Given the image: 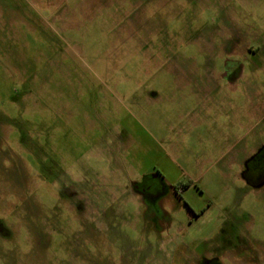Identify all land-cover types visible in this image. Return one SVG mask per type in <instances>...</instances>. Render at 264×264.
<instances>
[{
    "label": "rangeland",
    "instance_id": "1",
    "mask_svg": "<svg viewBox=\"0 0 264 264\" xmlns=\"http://www.w3.org/2000/svg\"><path fill=\"white\" fill-rule=\"evenodd\" d=\"M261 148L264 0H0V264H264Z\"/></svg>",
    "mask_w": 264,
    "mask_h": 264
},
{
    "label": "flooded vegetation",
    "instance_id": "2",
    "mask_svg": "<svg viewBox=\"0 0 264 264\" xmlns=\"http://www.w3.org/2000/svg\"><path fill=\"white\" fill-rule=\"evenodd\" d=\"M241 65L235 60L226 59L220 71V78L227 83L234 82L240 75ZM244 179L252 187H260L264 185V148H261L256 154L246 163L244 169ZM151 179L158 181L156 188L157 194L150 195V185L139 187L137 183L132 184V189L140 197L144 199L157 198L159 194L166 188L162 184L159 173L151 172ZM156 195V196H155ZM159 199V198H158ZM198 264H215V259L210 254L202 256Z\"/></svg>",
    "mask_w": 264,
    "mask_h": 264
}]
</instances>
